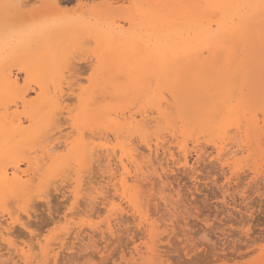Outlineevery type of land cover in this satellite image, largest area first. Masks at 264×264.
I'll return each instance as SVG.
<instances>
[{"label":"rangeland","instance_id":"374dc122","mask_svg":"<svg viewBox=\"0 0 264 264\" xmlns=\"http://www.w3.org/2000/svg\"><path fill=\"white\" fill-rule=\"evenodd\" d=\"M82 1H84L87 6H81V0H61V7L58 8L59 10H55L52 9V5L48 4H51L52 0H0V58L2 60H0V79L1 77L5 78L3 76L5 72L7 75L10 72L14 79L15 77L18 79L20 85L23 86L27 83H30V85L28 84L30 86L28 87L31 88L29 91V98L32 99L36 96L34 89H36L38 85L42 84V82H45L43 84L48 82L47 86H53V84L56 83L55 86L63 87L65 89L63 90L65 94L64 100L67 101H65V106H71L67 107V110L64 111L65 117H68L66 115L67 111L69 109H74V105H77L76 99L79 94L78 89L81 88V86H85L86 88L91 86L97 87L98 85H101L99 83L106 85L104 78L107 80L106 78L108 77L112 78V80L114 79L116 82L118 81V84L122 85V83H124L126 85H131L134 81L132 78L136 77V74L134 76H132V74L137 73L138 71L140 72V70L143 71V69H145L149 63V67H152L151 64L154 62L153 65L155 67L148 68L149 71L148 69H145L148 71V73L150 72V69L152 71L154 68H156V70L159 69L160 65L161 69H163V66L167 61L169 64L166 65H171L170 60L174 58H172V55H169V52L175 53V50L173 51L174 47H172V51L165 48L167 54H165L166 52H164L162 48L158 49L162 52L161 57L163 60L167 59V56H170L171 58L167 59V61H163L161 57L158 58L156 53H152V50H155V47L152 49L149 46H152V44L149 42H152L151 39L155 38L152 36H157V34L159 32L162 33L163 30L164 34H166V31L170 32V30L175 33V29L173 28L175 27L177 29L178 26H174L173 23H176L182 14L187 15V11H183V8H181V6H179V4L174 0H167L166 4L167 2L168 4L166 7H164L163 2H160L159 0ZM93 5H95V7H93ZM52 11L56 12L53 13ZM153 11L156 15L158 14L157 16H160V18H155L156 15L152 14ZM60 12H62V14ZM45 13L48 15L45 16ZM41 14L44 15L42 16ZM189 14L192 15L191 13ZM184 18L187 20V22L182 23V21L184 22L185 20L181 18L182 21H180V23L187 26L189 24L188 22H192L191 16ZM160 19L164 22H168L166 23L169 25L165 23L167 25H165V29L163 28L164 22L163 26H161V24L158 22ZM83 21L85 23H83ZM81 24L88 25V30L84 31V28H82L84 26ZM89 25L91 26L90 28ZM93 26L96 28L98 26L97 31L94 29L93 32ZM169 26L170 29L168 28V31L166 28ZM180 28L181 26L178 27L177 30H180ZM47 29H51V31L47 33ZM40 30L46 33V37L44 34H42L43 32L41 33ZM110 30L112 35L116 33L115 36L122 39V45L118 44V46L121 47H118L117 44L114 43V46L108 49L105 43H98L97 40L94 39L97 38L98 35L101 37L108 35V31ZM34 31H36V33ZM91 32H93V34H91ZM113 32L115 33L113 34ZM172 32H170V34H172ZM34 33H41L44 38L41 34L40 37L38 36V38ZM31 34L35 35H32L34 39L37 37L38 40L35 42L36 44L33 41V45L28 43V41L31 40ZM170 34H167V36L169 35L167 39L171 41L173 39L176 40V42L174 40L173 41L175 42V47H178L176 43L180 33H176L175 35L173 34L171 36ZM25 35L29 37V40H27L28 37ZM162 36L163 35L157 37ZM17 37H20V40L17 39L14 41V39ZM21 37L24 38L21 39ZM23 39L27 41H24ZM159 39L154 40L155 45L161 44ZM162 39H160V41ZM7 40L8 43L6 42ZM126 40L128 41L127 43H125ZM186 41L179 43V45L181 46L186 44ZM16 42L18 44L20 43V47L17 46L18 50H20L19 52L18 50L14 52L12 51L13 49L11 50L10 48L12 44V47H15V45H17ZM23 42L26 44V46L21 44ZM74 42L76 47L74 46ZM145 44L147 45L146 49L144 46ZM6 45L10 48L7 50L9 53H11L10 55L7 51L4 52V50L1 49V47H3V49L6 48ZM68 45L70 48H68ZM142 45L144 48L141 49L140 47H142ZM21 46L24 50L21 48ZM137 46L138 49L140 48V51L137 49ZM147 48L151 49L152 56H150V52L147 50ZM30 49L36 50H32V53ZM136 51H139L142 55H139L140 53H137ZM2 52L4 54L6 53V55H4ZM144 52L146 56L144 55ZM147 54H149V56H147ZM44 55L49 57L46 56V59ZM175 55H177V52ZM163 56H166V58ZM151 57L154 58L153 62H151L152 59H150L149 63H146ZM239 60H241L240 64L242 69H244L241 71L237 84L234 86V88L236 86L239 87L234 89H237V93H235L234 96L239 99L238 105L236 106L237 112L239 114L237 113L236 116L238 115L240 119L238 117L235 118H237V120L239 119L240 128H237L238 125L232 126L227 133V135H229H226L227 137H225L220 143V141L218 139L216 140L214 135L208 132L205 127H200V124H196L197 122H201L203 112L206 110L211 111L215 107L211 105L207 109L204 107L200 108L203 106L200 102L203 100V96L200 94L199 90L190 89L184 78H182L172 87L165 89L163 91L164 93L161 94L162 99L160 103L155 106L147 105L145 102L144 105L142 100V102L140 100H134L137 104H135L136 107L134 104L121 102L129 105V107H125L126 110H122L124 108L123 105V108L120 106V108H122L121 110H119L120 108L118 109L120 112H125L124 116L126 115L128 117L135 113L136 115L134 114L133 116L137 118V120L139 119V121H142L141 123L145 125V129H151L145 132L148 137L144 133L134 134L133 132L128 133L129 135L127 133H125V135H119V137L114 131V133L118 136L117 137L112 133L113 130L111 129H103L99 127L98 130L97 128H94L92 129L93 131L96 129L99 131V134H102L96 135L98 131L96 132L95 130L94 134H92L90 131L92 137L95 135V139L91 136H88L91 138L89 140L94 142L95 145L105 146L107 142V146L116 151L111 152L112 157L107 158V156H110V153H107L106 151L103 152L100 149L102 152V156L99 155V157L101 156L99 161L100 163L98 162V164L96 162L98 166L100 165V168L96 166L97 164H92L93 166H91L90 170L87 172L85 169L82 170L77 165V163L73 164L72 162L70 165H68L69 167L66 166L68 169L66 168L65 171L63 169V171L67 174L61 172L63 176L60 173L58 175L59 177L56 175L58 178L44 177V172L46 171L45 169L43 171L44 174L42 173V176L40 174L42 188L40 185V187H38L36 190V193L33 194V204L31 203L33 207L29 206L31 204H29L27 207L26 205L23 207V205L21 206L22 203L19 205V203L17 204L18 201H15V203L14 200H11V208L9 206L6 208V211L4 209H0V216L2 214L4 219H8V212H11L13 213L14 217L19 219L21 217V220L24 219L22 222H29L28 224L31 225L30 227L31 229L33 228L32 231H34L33 236H31L21 226H19V224H17V226L14 228L16 230L18 229L19 234L15 229L12 231L14 232V235H17L15 236L17 240L14 235L8 238L5 237L3 240L0 237V264H20L21 262V264H264V36L259 35L258 40L254 43V45L247 48L246 51L240 56ZM155 75L158 77L159 74L157 75L156 73ZM147 76L148 75H146V79L144 77L142 79L147 80V82L150 83L148 78L150 73L149 76ZM39 77H41V80ZM151 77L152 76H150V78ZM3 78L0 80V83L3 82ZM110 78H108V80ZM138 78L137 83L143 86L147 85L146 81H140ZM127 79L132 80L127 82ZM108 80L107 82H109ZM134 82L136 84V81ZM113 83L112 85L110 84L111 87L115 86V83ZM70 86L73 88V90H78L76 92L78 94H76L74 91L73 92L75 94H73L71 90H66V88H71ZM182 93H189L190 96L193 97V100L191 102L183 101L181 97ZM227 93H229V91ZM71 97L73 98L72 103ZM108 100L112 104L117 103V101L114 102L113 99ZM170 100H173V102ZM161 103H164L163 107H161ZM198 103L199 105H197ZM169 105H171V107H176H174V111H176L177 108L186 111L184 119H177L179 122H177L178 124H175V129L174 127L171 128L166 117L164 116V113L167 112L174 115L172 113L174 111L169 109ZM11 108L15 109L14 106H11ZM20 110L22 109L20 108ZM64 115L61 116L63 117V120ZM150 115L152 117H150ZM63 120L61 123L64 124ZM159 122L162 124L164 123L165 127H163L161 132H159L158 128H160V126L162 128V125H157ZM26 123L27 122H25V126L28 125V123ZM66 124L67 123L64 125L60 124L62 125V127L60 126L61 130L64 131L65 134L71 131L70 126H72L70 122H68L69 125ZM156 126L158 127L156 128ZM69 128L70 130L66 132V130ZM57 132L58 131L56 130L53 133L55 134ZM96 136H99V138ZM197 137H199V139H197ZM146 138H148V142L146 141ZM107 139L111 140L108 141ZM162 141L164 144H162ZM121 143H124L123 148L125 150L128 149L129 152H132V154H136H134L135 156L133 157L131 156V152H128L130 157H133L135 161L133 163V159L131 160L132 164L135 165L133 167L134 170H138L137 167H140L141 171L143 170L142 172L138 171L139 175L143 174L144 176L143 179L142 175L139 176V180H143L140 181V184L143 183L141 186L144 185L143 187H146L147 190L144 191L145 188L143 189V187H140L141 198L139 196L137 198V200L139 199L140 202L136 200H133V202L132 199L130 204L127 200H124L123 202V200L120 199L122 189L120 192H117V190L120 189V186L116 185L117 188L119 186L117 189L116 186H112L111 184L114 181L115 185L116 180H119V176L116 178V180H112V178L109 177V174L111 175L112 173H117L115 175H118V172L116 171L119 170L117 165L119 166L118 161L120 160L119 157L121 156ZM125 143H127V145ZM148 143L150 146H152V148H155L154 153L150 155L151 159L148 157L150 154V152L147 151V146L149 145ZM218 144L221 150L218 149L219 146H216ZM124 145H126V147H124ZM130 145L131 148H128ZM163 148H166V153L164 152ZM135 150L136 152H134ZM181 150H185V153L189 154L186 155V157L188 156V165L185 164L184 160L181 162V158L184 159L182 153L183 151L181 152ZM155 152H158V155H154ZM167 152L169 154H173V156H165L167 155ZM103 154H105L106 157ZM181 154L182 156H180ZM140 155L145 158H142ZM162 157H165L166 159L164 160ZM127 158H124L125 163L128 162L127 160L129 158ZM146 158L152 162L149 163L150 161L148 160V162ZM109 159H111V161ZM176 159H178V162ZM144 160H146L148 164L145 163ZM174 160L176 161L175 163ZM108 163L113 166L110 167L112 172H108L110 166ZM115 163H117V165ZM160 164H163V167L160 166ZM183 164L185 167H183ZM194 164L196 165L194 166ZM151 166L155 167L156 169L152 168ZM129 167L131 166L129 165ZM141 167H143V169ZM21 168L23 170L24 168L26 169V165H21ZM67 170L71 174L68 173ZM155 170H157V173ZM50 179H52L51 183L50 181H45ZM154 182H157L158 184ZM42 183H44V185ZM49 183L51 185L50 190ZM84 184L85 186L83 187ZM106 185L108 188H105ZM86 186H88V188ZM114 187L116 189H114ZM153 187H155L154 190ZM82 188L83 190H81ZM100 189L101 193H99ZM46 191H48V193ZM43 192H45V194H43ZM68 192H70L71 195ZM111 194L113 196H111ZM118 195L119 198L117 197ZM144 195H146V199ZM41 196L46 198L43 199ZM105 196H107L105 199L106 201H104ZM82 197H85L84 199L88 200L87 204V200L83 201L84 199H82ZM113 197L116 199L114 200ZM79 198L82 199H80L82 202L79 200ZM96 198L97 200H95ZM46 200L50 202L51 205L49 203L48 205ZM143 202L145 205H143ZM79 203L82 205V207ZM34 204L37 207H34ZM129 206L130 208H127ZM166 206L169 207L167 208ZM28 207L31 209L30 211L33 212H29ZM94 208L96 209L94 210ZM84 209H88V211ZM18 212L19 214L17 215ZM76 212H78V215ZM28 213H30L29 215L33 216L29 220L27 218ZM121 220L122 222H120ZM21 229H23V231ZM117 230L119 232H117ZM61 234L62 236H60ZM78 234H80V237ZM39 235H41V238ZM77 236L81 239L77 238ZM5 239H8L7 241L11 240L9 244L11 243L12 246L8 245ZM42 239L43 241H40ZM31 240L35 241L32 242ZM67 240H69V242ZM82 241L85 243H82ZM28 242V245L30 246L27 247ZM30 247H33V249H30ZM16 248L19 249V256L17 254L18 250ZM22 248H24L25 252L24 255H21L20 257V250ZM27 248L30 250L28 251ZM5 254H7V256ZM60 254L63 255L60 256ZM14 256L17 258L14 259ZM2 259L4 262L5 260L8 261L4 263Z\"/></svg>","mask_w":264,"mask_h":264},{"label":"bare ground","instance_id":"6f19581e","mask_svg":"<svg viewBox=\"0 0 264 264\" xmlns=\"http://www.w3.org/2000/svg\"><path fill=\"white\" fill-rule=\"evenodd\" d=\"M61 1V0H60ZM60 1H56V0H52V3H48L49 5H52L53 8L57 10L58 8H60ZM160 2H163L164 7H166V1L167 0H159ZM169 1V0H168ZM176 3L179 4V6H181V8H183V11H187V15L186 14H182L180 19H178V21L176 23H173L174 26H178L180 28V30L174 27L173 29H175V33H173L171 30L170 32H172V34H170V32H165L166 34H164V30L163 32H159L157 34V36H161L162 37H155L152 38L151 41L149 42L152 44L148 45L153 49V47H155V50H152V53H156L158 58L161 57L162 52L161 50L158 49H163L164 52H166L165 54H167V51H165L166 49H169L170 51H172V47L173 48V52H169V55H172V60H170V64L171 65H166L169 64L167 63V59L170 58V56H167V59L163 60L162 57L161 59L163 61H167L166 62V66L163 62L162 66L163 69H161V65L160 68L161 70L154 68L153 71L150 69V76H152L150 78L149 76V69L148 68H153L155 67L153 64V59L154 58H149L148 62L149 63L150 59H152L151 62H153L151 65L152 67H149L150 63L148 64V66H146L145 70L143 69V71L140 70V72L134 73L132 74V76H134L136 74L135 78H132L135 82L133 81V84H129L126 85L124 83L118 84V81H114V79L112 80V78H110L108 80V78H106L109 82H107V80L104 81L106 85H102L103 83H99L101 85L96 86H91V87H85V86H81V88H79V94L76 93L77 91L73 90V88H69L66 90H71L72 92L74 91L76 94H78L77 99H76V104L74 105V109H69L67 111V116L65 117L64 115V111L67 110V107H71L69 106H65L66 104V100H64V91L65 90L63 87L61 86H55V84L50 85L52 87H50L49 85L47 86L46 84H43L45 82H42V84L38 85L36 87V89H34L35 91V98H29L30 94L29 91L31 88H29L30 83H27L26 85H20V83L18 82V79H14V77H12V75L10 74V72L8 73V75L6 74V72L3 74V77H1V79L3 78V82L0 83V209L1 210H5L6 208H8L12 204L11 200L18 201L17 204L22 203L21 206L23 205V207H26L29 204H33V194L36 193V190L38 189V187H40L41 185V176L45 173L44 177H57L61 172L62 173H66L64 172L65 169L67 167H69L68 165H70L72 162L77 163V165L83 170L85 169L87 172L90 170L91 166H93L94 164H97L100 159H101V151L100 149L104 152L106 151L107 153H110V156H107V158L112 157V153L115 150L109 148L107 146V142L106 145H95L94 142H92L90 137H92V134H94V131L96 130H92L94 128H97L99 130L100 128H105V129H111L113 130V134H118L119 135H125V133H134V134H142L148 130L145 129V125H143V123H141L142 121L139 119L137 120V118H135L133 115L130 116H124L125 112L123 113L120 112L119 110H126L127 107H129L128 104H134L135 106V101L134 100H142L143 104L145 102V104L147 105H157L160 103L161 99H162V93H164L163 91L165 89H168L170 87H172L174 84H176L177 82H179L182 78L185 79V82H187L188 86L190 89H197L199 90L200 94L203 96V100L200 101L201 102V106L200 108H209L211 105H213L215 108L213 110H209V111H205L203 112V116H202V120L201 122H197L196 124H200V127L203 126L207 129L208 132H210L211 134L214 135L215 139L219 140L220 143L223 141V139L225 137H227V133L230 130V128L234 125H238L237 128H240V122H239V117L238 115L236 116L237 109L236 106L238 105V98H236V96H234L235 93H237V89L234 90L235 88H239V87H235L234 86L237 84V81L239 79V75L241 73V71H243L239 58L240 56L246 51L247 48L252 47L254 45V43L258 40V36L259 35H263L264 36V0H174ZM78 2V1H77ZM159 3V2H158ZM165 3V4H164ZM47 4V6H48ZM81 6H87L86 3H84V1L81 0L80 2ZM181 4V5H180ZM159 5V4H158ZM162 5V4H161ZM160 5V6H161ZM162 5V6H163ZM159 6V7H160ZM51 7V6H50ZM93 7H95V5H93ZM51 9V10H52ZM47 10V8H46ZM50 10V9H49ZM59 10V9H58ZM61 11V10H60ZM152 11V10H151ZM53 12V11H52ZM56 12V11H55ZM53 12V13H55ZM59 12V11H58ZM62 14V12H60ZM189 13H191L192 15H190ZM57 14V13H56ZM152 14H155V12L153 11ZM42 15V14H41ZM44 15V14H43ZM42 15V16H43ZM48 15L45 13V16ZM156 15V14H155ZM154 15V16H155ZM158 15V14H157ZM156 15L155 18H160V16L158 17ZM184 15V16H183ZM39 16V15H38ZM41 16V17H42ZM162 16V15H161ZM170 16V15H169ZM191 16L192 18V22H188L189 24L186 26L185 23L187 22V20L184 17H188ZM136 17V16H135ZM134 17V18H135ZM137 18V17H136ZM185 20L184 22L182 21V19ZM165 20V19H164ZM168 20V19H167ZM169 21V20H168ZM180 21H182V23H180ZM161 26H163V20L160 19V21H158ZM167 21L164 22V29H165V25L168 23H166ZM83 23H85L83 21ZM166 23V24H165ZM64 24V23H63ZM62 24V26H63ZM67 24V23H65ZM69 24V23H68ZM74 24V23H73ZM72 24V25H73ZM89 24V22H88ZM177 24V25H176ZM180 24V25H179ZM80 25V24H79ZM83 25V24H81ZM96 25V24H95ZM169 25V24H167ZM166 25V26H167ZM78 26V25H77ZM84 27V31L88 30V25H83ZM60 27V26H59ZM91 26L89 25V28ZM103 27V26H102ZM64 28V27H63ZM80 28V27H79ZM111 28V27H110ZM170 29V26L167 27L166 29ZM55 29V28H54ZM93 32L94 29H98L95 26H93ZM155 29V28H154ZM168 29V31H169ZM48 30V29H47ZM105 30V29H103ZM102 30V31H103ZM107 30V29H106ZM38 31V30H37ZM42 34H45L44 31L40 30ZM51 31V29H49L48 31H46L47 33ZM56 31V30H55ZM77 31V29H76ZM80 31V30H79ZM92 31V30H90ZM101 31V30H100ZM150 31V30H149ZM179 31V32H177ZM33 32V31H32ZM36 33V31H34ZM39 32V31H38ZM83 32V30H82ZM93 32H91V34H93ZM108 35L105 36H100L98 35L97 38H94L97 40L98 43H105V45L109 48H111L112 46H114V43L117 44H121L123 41L122 39L119 37L115 36V32H113L114 35H112L111 30L108 31ZM34 33V34H35ZM40 33V34H41ZM56 33V32H55ZM88 33V32H86ZM85 33V34H86ZM161 33V35H160ZM171 35H175L176 33H180L179 37H178V41L176 43V45L178 47H175V42L176 40H169L167 39V34ZM40 34H35L37 37H40ZM41 34V35H42ZM54 34V33H53ZM153 34V33H152ZM28 35V34H27ZM30 35V34H29ZM33 34H31L30 39L29 37L27 40L28 43L33 45V42L35 43L38 39L37 37L34 39V37H32ZM33 35V36H35ZM48 35V34H47ZM149 35V34H148ZM23 36V35H22ZM83 36V35H82ZM100 36V37H99ZM115 36V37H113ZM25 37V39H26ZM38 37V38H39ZM43 37V35H42ZM46 37V36H45ZM53 37V36H52ZM80 37V36H79ZM93 37V36H92ZM128 37V36H125ZM124 37V38H125ZM142 37V36H141ZM174 37V36H172ZM20 38V37H19ZM18 37L15 40H20ZM24 37H21V39ZM44 38V37H43ZM50 38V37H49ZM74 38V37H73ZM151 38V37H149ZM148 38V39H149ZM162 39L160 41V39ZM84 39V38H83ZM87 39V38H86ZM159 39V42H161L160 45H155L154 44V40ZM176 39V38H175ZM24 40V39H23ZM24 40V41H27ZM42 40V39H41ZM59 40V39H58ZM71 40V38H70ZM76 40V39H75ZM78 40V39H77ZM81 40V38H80ZM89 40V39H88ZM132 40V39H131ZM146 40V39H144ZM188 40V41H186ZM10 41V40H9ZM13 41V42H14ZM31 41V42H30ZM33 41V42H32ZM83 41V40H82ZM81 41V42H82ZM141 41V40H139ZM150 41V40H149ZM186 41V44L183 45H179V43ZM4 42V41H3ZM8 43V40L6 41ZM19 42V41H18ZM87 42V41H86ZM117 42V43H116ZM128 41L126 40L125 43H127ZM144 42V41H142ZM5 43V42H4ZM6 43V44H7ZM57 43V42H56ZM78 43V42H77ZM76 43V45H77ZM140 43V42H139ZM185 43V42H184ZM17 45H15V47H12L11 45V50L12 51H17L18 47H20V43L18 44L16 42ZM22 45L24 44L21 43ZM29 44V45H30ZM36 44V43H35ZM61 44V43H60ZM124 44V43H123ZM9 45V44H7ZM7 45L5 46L6 48L3 49V47H1L2 50L7 51L8 49H10L9 47H7ZM28 45V47H29ZM73 45V44H72ZM85 45V44H84ZM122 45V44H121ZM134 45V44H133ZM141 45V44H140ZM139 45V46H140ZM155 45V46H154ZM10 46V45H9ZM18 46V47H17ZM24 46H26V44H24ZM31 46V45H30ZM74 46H75V42H74ZM116 46V45H115ZM145 49L147 47V45L145 44ZM148 46V47H149ZM27 47V48H28ZM34 47V46H33ZM37 47V46H36ZM62 47V46H61ZM76 47V46H75ZM121 47V46H118ZM21 48L23 49V47L21 46ZM20 48V49H21ZM32 48V47H31ZM50 48V47H49ZM55 48V47H54ZM68 48L69 45H68ZM114 48V47H113ZM141 49L144 48L143 45L142 47H140ZM140 48L137 49L140 51ZM157 48V49H156ZM166 48V49H165ZM21 49V50H22ZM1 50V51H2ZM24 50V49H23ZM31 52L32 50H36V49H30ZM29 50V51H30ZM55 50V49H54ZM63 50V49H62ZM68 50V49H67ZM114 50V49H113ZM147 50L150 52V56H152L151 53V49L147 48ZM160 52H158V51ZM20 50H18L19 52ZM65 51V50H64ZM71 51V50H69ZM138 51V52H139ZM155 51V52H153ZM8 52V51H7ZM35 52V51H34ZM135 52V50H134ZM137 52V51H136ZM137 52V53H138ZM148 52V53H149ZM177 52V55H175ZM1 53V52H0ZM3 53V52H2ZM33 53V52H32ZM59 53V52H58ZM66 53V52H64ZM71 53V52H70ZM140 53V52H139ZM172 53V54H171ZM4 54V53H3ZM8 54L10 55L11 53L8 52ZM13 54V53H12ZM15 54V53H14ZM60 54V53H59ZM136 54V53H135ZM155 54V55H156ZM160 54V55H158ZM6 55V53L4 54ZM38 55V54H37ZM57 55V54H56ZM139 55H142L141 53ZM145 55V52H144ZM143 55V56H144ZM32 56V55H31ZM47 56V55H46ZM44 55V57H46ZM67 56V55H66ZM69 56V55H68ZM138 56V55H137ZM146 56V55H145ZM147 56H149V54H147ZM175 56V57H174ZM245 56V55H244ZM1 57V54H0ZM49 57V56H47ZM46 57V59H47ZM60 57V56H59ZM164 58H166V56H163ZM139 58V56H138ZM171 59V58H170ZM1 60V58H0ZM160 60V59H159ZM2 61V60H1ZM173 61V63H172ZM159 63V62H158ZM3 64V63H2ZM3 66V65H2ZM193 67V68H191ZM191 68V69H190ZM58 69V68H57ZM145 70V71H144ZM158 75V77L155 75L156 73ZM3 72H4V68H3ZM51 72V71H50ZM136 72V71H135ZM147 72V73H145ZM160 72V73H159ZM142 73V74H141ZM152 73V75H151ZM130 74V75H131ZM40 75V74H39ZM38 75V76H39ZM146 75H148L147 77L149 78L150 83L147 82V80L142 79L143 77L146 79ZM50 77V76H49ZM57 77V76H56ZM140 77V78H138ZM58 78V77H57ZM137 78L140 81H146L147 85L143 86L140 85L139 83H137ZM147 78V79H148ZM0 79V80H1ZM39 79L41 80V77H39ZM55 79V78H54ZM99 79V78H98ZM121 79V78H120ZM123 79V78H122ZM129 79V77H128ZM127 79V82H130V80ZM151 79V80H150ZM103 80V79H102ZM60 81V80H59ZM111 81V82H110ZM121 81V80H120ZM1 82V81H0ZM58 82V80H57ZM101 82V81H99ZM122 82V81H121ZM41 83V82H40ZM59 83V82H58ZM112 83L115 86H112ZM126 83V82H125ZM145 83V82H144ZM143 83V84H144ZM29 84V85H28ZM32 84V83H31ZM108 84V85H107ZM111 84V85H110ZM135 84V85H134ZM46 85V86H45ZM62 85V84H61ZM66 85V84H64ZM74 85V84H73ZM72 85V86H73ZM95 85V84H94ZM26 86V87H25ZM29 86V87H28ZM36 86V85H35ZM55 86V87H54ZM75 86V85H74ZM77 86V85H76ZM85 87V88H82ZM75 88V87H74ZM229 91V93H227ZM233 91V92H232ZM236 91V92H234ZM67 92V91H66ZM71 92V93H72ZM73 92V94H75ZM231 92V93H230ZM67 95V94H66ZM72 95V94H71ZM112 95V96H111ZM167 95V94H166ZM237 95V94H236ZM70 96V95H69ZM168 96V95H167ZM166 96V98H167ZM234 96V98H233ZM111 97V98H109ZM181 97L183 99V101H187V102H191L193 100V97L190 96L189 93H182ZM75 98V97H74ZM195 98V97H194ZM236 98V99H235ZM67 99V97H66ZM72 97H71V103H72ZM108 99H113L114 102L117 101V103H110ZM171 99V98H170ZM68 100V99H67ZM235 100V101H233ZM66 101V102H65ZM70 101V99H69ZM134 101V103H133ZM141 101V102H142ZM169 101V100H168ZM173 102V100H170ZM182 101V100H181ZM182 101V102H183ZM121 102H125L128 103L127 105L125 103H121ZM138 102V101H137ZM236 102V103H235ZM121 103V104H120ZM144 104V105H145ZM163 107L164 103H161ZM72 105V108H73ZM123 105V107H122ZM137 105V104H136ZM167 105V104H166ZM165 105V107H166ZM199 105V103L197 104ZM11 106H14L15 109H12ZM120 106L122 108H120ZM133 106V107H134ZM177 106V105H176ZM126 107V108H125ZM136 107V106H135ZM164 107V108H165ZM169 109H171L172 111L175 110V106L171 107V105L168 106ZM175 107V108H174ZM20 108L22 110H20ZM120 108V109H119ZM132 108V107H131ZM12 109V110H11ZM116 109V110H114ZM119 109V110H118ZM131 110V109H130ZM129 110V111H130ZM133 110V109H132ZM168 110V109H167ZM142 111V110H140ZM139 111V112H140ZM148 111V110H147ZM127 112V111H126ZM131 112V111H130ZM133 112V111H132ZM155 112V111H154ZM123 115H122V114ZM147 113V112H146ZM174 115H172L171 113L167 112L164 113V116L166 117L168 123L170 124L171 128L174 127L175 129V124H178L177 119H184L185 118V114L186 111L185 110H181L179 108L176 109V111L172 112ZM130 114V113H129ZM132 114V113H131ZM138 114V113H137ZM151 114V113H150ZM239 114V113H238ZM64 115V120L62 119ZM136 115V114H135ZM141 115V114H140ZM143 116V115H142ZM148 116V115H147ZM240 116V115H239ZM146 117V116H145ZM150 117H152L150 115ZM149 117V118H150ZM238 117L239 119L237 120ZM63 120L64 124L68 122L71 123L72 126L71 127V131L70 128L66 130L69 131L66 134L64 133V131L61 130L62 125H64L63 123H61ZM149 120V119H148ZM176 120V121H175ZM237 121V124H236ZM25 122L28 123L27 126H25ZM148 122V121H147ZM175 122V123H174ZM260 122V121H259ZM26 123V124H27ZM62 124V125H60ZM66 124V125H67ZM151 124V123H149ZM162 125V128L160 126L159 132H161V130L164 127V123L162 124L161 122L157 123V125ZM187 124V123H186ZM69 125V124H68ZM148 125V124H147ZM146 125V126H147ZM61 126V127H60ZM182 126V125H181ZM64 127V126H63ZM158 126H156L157 128ZM165 128V127H164ZM170 128V127H169ZM177 128V126H176ZM234 128V127H233ZM232 128V129H233ZM89 129V131H88ZM235 129V128H234ZM58 131L57 133H53L55 131ZM96 130V132L98 131ZM101 130V129H100ZM264 130V129H263ZM88 131V132H87ZM92 134H91V132ZM107 131V130H105ZM115 131V133H114ZM171 131V130H170ZM178 131V130H177ZM234 131V130H233ZM237 131V130H236ZM150 132V131H149ZM148 132V134H149ZM158 132V133H159ZM175 132V131H174ZM89 135H88V134ZM101 133V132H100ZM108 133V132H107ZM110 133V132H109ZM157 133V134H158ZM238 133V132H237ZM99 134L96 133V135ZM102 134V133H101ZM99 134V135H101ZM111 134V133H110ZM115 134V135H116ZM239 134V133H238ZM108 135V134H107ZM129 135V134H128ZM147 135V134H145ZM167 135V134H166ZM182 135V134H181ZM192 135V134H191ZM195 135V134H194ZM193 135V137H194ZM227 135V136H226ZM103 136V135H102ZM101 136V138H102ZM112 136V135H111ZM117 136V135H116ZM117 136V137H118ZM139 136V135H138ZM137 136V137H138ZM151 136V135H150ZM159 136V135H158ZM162 136V135H161ZM164 136V135H163ZM95 135H93L92 138H94ZM97 138H99V136H96ZM105 137V136H103ZM113 137V136H112ZM120 137V136H119ZM146 137V136H145ZM148 137V135H147ZM160 137V136H159ZM169 137V136H168ZM200 137V136H199ZM199 137H197V139H199ZM230 137V136H229ZM100 138V140H101ZM106 138V137H105ZM104 138V139H105ZM123 138V137H122ZM126 138V137H125ZM151 138V137H150ZM166 138V137H165ZM174 138V137H173ZM203 138V137H202ZM95 139V138H94ZM113 139V138H112ZM164 139V138H163ZM162 139V140H163ZM229 139V138H228ZM108 140V139H107ZM111 140V139H110ZM108 140V141H110ZM122 140V139H121ZM125 140V139H124ZM128 140V139H127ZM148 140V138H146V141ZM166 140V139H165ZM174 140V139H173ZM95 141V140H93ZM103 141V139H102ZM106 141V140H105ZM128 142V141H127ZM148 142V141H147ZM152 142V141H151ZM163 142V141H162ZM173 142V141H172ZM120 143V141H119ZM234 143V142H233ZM105 144V143H104ZM110 144V143H109ZM124 144V143H123ZM123 144L121 143L122 149L121 151V156L119 157L120 160L118 161L119 166L117 165V163H115L117 165V167H119L118 171V175L116 176L115 174L117 173H112L111 175L109 174V177L112 178V180H116V178L119 176V180L117 182L116 180V184L114 185V181L112 184V186H116L119 185L120 189L117 190V192H121V197L120 199L123 200H127L129 202V204L131 203V199L139 201V199L137 200L138 196L141 198V188L143 187L141 186L142 184H140V181L144 178L143 174H141L143 177L141 180H139V172H142L140 167H137L138 170H134V166L131 162V160L133 159V157L136 155L135 153L132 154L131 152V156L128 154L129 150L128 149H124L123 148ZM127 145V143H125ZM134 144V143H133ZM149 144V143H148ZM164 144V142L162 143ZM167 144V143H166ZM126 145H124V147H126ZM161 145V144H160ZM239 145V144H238ZM110 146V145H109ZM115 146V145H114ZM117 146V145H116ZM133 146V145H132ZM146 146V145H145ZM155 146V145H154ZM168 146V145H167ZM217 147L219 146L216 145ZM228 146V145H227ZM230 146V145H229ZM131 148V145L128 146V148ZM157 147V146H156ZM170 147V146H169ZM199 147V146H197ZM223 147V146H222ZM63 148V149H62ZM116 148V147H115ZM148 150L150 152L149 154V158L151 159L150 155H152L155 151V148L153 149L152 146H150V144L147 146ZM133 149V148H132ZM136 149V148H135ZM164 149V148H163ZM220 149V146L218 148ZM240 149V148H239ZM118 150V151H119ZM134 150V149H133ZM132 150V151H133ZM158 150V149H156ZM166 148L164 149V152L166 153ZM169 150V148H168ZM176 151V150H175ZM183 151V152H182ZM188 151V150H187ZM236 151V150H235ZM241 151V150H240ZM116 152V151H115ZM129 152V153H130ZM136 152V150L134 151ZM163 152V153H164ZM181 152L183 153V158L181 157V162L182 160L185 161V164L188 165L189 162H187V157L185 153V150H181ZM189 152V151H188ZM197 152V151H195ZM202 152V151H200ZM220 152V151H219ZM238 152V151H237ZM119 153V152H118ZM158 153V152H157ZM155 152L154 155L157 154ZM221 153V152H220ZM235 153V152H234ZM128 154V155H127ZM135 154V155H134ZM141 154V153H140ZM145 154V153H144ZM200 154V153H199ZM99 155H101L99 157ZM105 155V154H103ZM114 155V154H113ZM143 155V154H142ZM146 155V154H145ZM144 155V156H145ZM148 155V154H147ZM158 155V154H157ZM171 157L173 156V154H169L167 152V155ZM171 155V156H170ZM176 155V154H175ZM174 155V156H175ZM224 155V154H223ZM129 156V157H128ZM138 156V155H137ZM141 156V155H140ZM182 156V154L180 155ZM204 156V155H203ZM222 156V155H221ZM220 156V157H221ZM234 156V155H233ZM236 156V155H235ZM106 157V155H105ZM128 157L127 163L124 162V158ZM142 157V156H141ZM155 157V156H154ZM117 158V157H116ZM115 158V159H116ZM131 158V159H130ZM145 158V157H142ZM164 160L166 159L165 157ZM161 158V159H162ZM168 158V157H167ZM198 158V157H196ZM202 158V157H201ZM200 158V159H201ZM113 159V158H112ZM140 159V158H139ZM147 159V158H146ZM154 159V158H153ZM159 159V158H158ZM95 160V162H94ZM107 160V159H106ZM111 161V159H109ZM108 160V161H109ZM138 160V159H136ZM143 160V159H142ZM149 159H147L148 161ZM169 160V159H168ZM178 162V159H176ZM126 161V160H125ZM133 163L135 162L134 159L132 160ZM139 161V160H138ZM136 161V162H138ZM145 163L146 160H144ZM150 161V162H149ZM148 162L151 163L152 161L149 160ZM199 161V160H198ZM94 162V163H93ZM97 162V163H96ZM107 162V161H106ZM115 162V161H114ZM169 162V161H167ZM176 161L174 160V163ZM180 162V161H179ZM100 163V162H99ZM98 163V164H99ZM111 163V162H110ZM108 163V164H110ZM113 163V161H112ZM144 163V162H143ZM154 163V162H153ZM152 163V164H153ZM164 163V162H163ZM166 163V162H165ZM171 163V162H170ZM72 164V165H73ZM93 164V165H92ZM98 164L96 166H98ZM140 164V163H139ZM148 164V163H147ZM158 164V163H157ZM168 164V163H167ZM166 164V165H167ZM177 164V163H176ZM181 164V163H180ZM21 165H26V169L24 168V170L21 168ZM107 165V164H106ZM114 165V164H112ZM129 165L131 167H129ZM137 165V164H136ZM142 165V164H141ZM150 165V164H149ZM163 164H160V166H162ZM170 165V164H169ZM196 164H194L195 166ZM67 166V167H66ZM100 166V165H99ZM98 166V167H99ZM158 166V165H157ZM175 166V165H173ZM182 166V165H181ZM180 166V167H181ZM103 167V166H102ZM108 167V166H107ZM109 166V171L108 172H112ZM147 167V166H146ZM152 167V166H151ZM163 167V166H162ZM166 167V166H165ZM183 167H185V165L183 164ZM193 167V166H191ZM72 168V167H71ZM100 168V167H99ZM135 168V169H137ZM143 169V167H141ZM149 168V167H148ZM147 168V170H148ZM155 168V167H152ZM151 168V169H152ZM170 168V167H169ZM177 168V167H176ZM46 169V171L43 173V171ZM64 169V171H63ZM68 169V168H67ZM156 169V168H155ZM167 169V168H166ZM181 169V168H180ZM192 169V168H191ZM229 169V168H228ZM92 170V169H91ZM108 170V169H107ZM116 170V168H115ZM146 170V169H145ZM146 170V171H147ZM153 170V169H152ZM159 170V169H158ZM163 170V169H162ZM165 170V168H164ZM163 170V171H164ZM172 170V169H170ZM174 170V169H173ZM183 170V169H182ZM68 171V170H67ZM85 171V172H86ZM95 171V170H94ZM103 171V169H102ZM101 171V172H102ZM114 171V170H113ZM135 171V172H134ZM166 171V170H165ZM191 171V170H190ZM194 171V170H193ZM192 171V172H193ZM96 172V171H95ZM94 172V173H95ZM155 172L157 173V170H155ZM188 172V171H187ZM43 173V174H42ZM61 173V175H62ZM68 173H70L68 171ZM99 173V172H98ZM106 174H108L107 172H105ZM120 173V174H119ZM144 173V172H143ZM150 173V172H149ZM154 173V172H153ZM160 173V172H159ZM168 173V172H166ZM227 173V172H226ZM41 174V176H40ZM67 174V173H66ZM71 174V173H70ZM105 174V175H106ZM162 174V173H161ZM172 174V173H171ZM234 174V173H233ZM57 175V176H56ZM101 175V173H100ZM104 175V174H103ZM149 175V174H147ZM152 175V173H151ZM155 175V174H154ZM165 175V174H163ZM63 176V175H62ZM95 176V175H94ZM102 176V175H101ZM150 176V175H149ZM148 176V177H149ZM226 176V175H225ZM59 177V176H58ZM57 177V178H58ZM85 177V176H84ZM152 178V177H151ZM150 178V179H151ZM67 179V178H66ZM82 179V178H81ZM105 179V178H104ZM164 179V178H163ZM51 180H45V181H50ZM54 180V179H53ZM58 180V179H57ZM107 180V179H106ZM109 180V179H108ZM147 180V179H146ZM59 181V180H58ZM70 181V180H69ZM87 181V180H86ZM99 181V180H97ZM111 181V180H110ZM109 181V182H110ZM143 181V180H142ZM156 181V180H155ZM164 181V180H163ZM162 181V182H163ZM105 182V180H104ZM103 182V183H104ZM50 183H49V190H50ZM53 183V182H52ZM99 183V182H97ZM107 183V182H106ZM145 183V182H144ZM157 183V182H154ZM44 185V183H42ZM56 184V183H55ZM71 184V183H70ZM87 184V183H86ZM89 184V182H88ZM140 184V186H139ZM158 184V183H157ZM164 184V183H163ZM166 184V183H165ZM47 185V183H46ZM85 186V184L83 185V187ZM118 186V188H119ZM146 186V185H145ZM150 186V184H149ZM160 186V185H159ZM69 187V186H68ZM88 188V186H86ZM107 187V185L105 186V188ZM148 187V186H147ZM156 187V185H155ZM153 187V190L154 188ZM42 188V185H41ZM66 188V187H65ZM64 188V189H65ZM86 188V189H87ZM103 188V187H102ZM108 188V187H107ZM117 188V186H116ZM114 187V189H116ZM117 188V189H118ZM145 188L144 191H146V187H143V189ZM97 189V188H95ZM111 189V188H110ZM83 190V188L81 189ZM99 190V187H98ZM85 191V190H84ZM109 191V190H108ZM111 191V190H110ZM116 191V190H115ZM140 191V192H139ZM48 193V191H46ZM52 192V191H51ZM50 192V194H51ZM60 192V191H59ZM95 192V191H94ZM70 193V192H68ZM96 193V192H95ZM98 193V191H97ZM101 193V189L100 192ZM104 193V192H103ZM146 193V192H144ZM142 193V194H144ZM153 193V192H152ZM43 194H45V192H43ZM67 194V192H66ZM105 194V193H104ZM113 194V192H112ZM111 194V196H113ZM71 195V193H70ZM82 195V194H81ZM85 195V193H84ZM109 195V194H108ZM115 195V194H114ZM117 195V194H116ZM157 195V194H155ZM12 196V197H10ZM46 196V195H45ZM50 196V195H49ZM154 196V195H153ZM152 196V197H153ZM42 197V196H41ZM41 197H37V198H41ZM66 197V196H65ZM95 197V196H94ZM97 197V196H96ZM101 197V196H100ZM107 196H105L104 201H106ZM119 198V195L117 196ZM145 199H146V195H144ZM151 197V198H152ZM43 199H45L46 197H42ZM57 199H59L58 197H56ZM85 198V197H84ZM82 197V199H84ZM114 198V197H113ZM112 198V199H113ZM156 198V197H155ZM77 199V198H76ZM81 198H79L80 200ZM81 199V200H82ZM116 198H114L115 200ZM171 199V198H170ZM10 200V201H9ZM80 200V201H81ZM87 200V199H86ZM85 199L83 201H86ZM97 200V198L95 199ZM100 200V199H99ZM111 200V199H110ZM152 200V199H151ZM9 201V202H8ZM47 201V200H46ZM51 201V200H49ZM63 201V200H62ZM146 201V200H145ZM153 201V200H152ZM34 202L36 203V201L34 200ZM79 202V201H78ZM77 202V203H78ZM82 202V201H81ZM80 202V203H81ZM88 200L86 201L87 204ZM102 202V201H101ZM114 202V201H113ZM116 202V201H115ZM134 202V201H133ZM140 202V201H139ZM16 203V202H15ZM40 203V202H39ZM46 203V202H45ZM50 204V202L47 201V204ZM52 203V202H51ZM79 203V204H80ZM106 203V202H105ZM104 203V204H105ZM8 204V205H7ZM29 205L31 207H33V205ZM38 204V203H37ZM48 204V205H49ZM119 204V202H118ZM172 204V203H171ZM7 205V206H6ZM51 205V204H50ZM81 205V204H80ZM93 205V204H90ZM95 205V204H94ZM121 205V204H120ZM133 205V203H132ZM143 205H145V203L143 202ZM166 205V204H165ZM169 205V204H168ZM89 206V205H88ZM87 206V207H88ZM114 206V205H112ZM116 206V205H115ZM150 206V205H149ZM34 207L35 206L34 204ZM39 207V206H38ZM82 207V205H81ZM86 207V205H85ZM95 207V206H93ZM167 207V206H166ZM169 207V206H168ZM167 207V208H168ZM48 208V207H47ZM75 208V207H74ZM73 208V209H74ZM100 208V207H99ZM98 208V209H99ZM119 208V207H118ZM127 208H130L127 207ZM135 208V207H134ZM29 212H33L30 211L31 209L28 207ZM27 209V210H28ZM34 209V208H33ZM96 208H94L95 210ZM103 209V208H102ZM101 209V210H102ZM124 209V208H123ZM49 210V209H48ZM79 210V209H78ZM77 210V211H78ZM87 210L88 209H84ZM90 210V209H89ZM93 210V211H94ZM118 210V209H116ZM135 210V209H134ZM8 211V210H7ZM20 211V210H18ZM97 211V210H96ZM124 211V210H122ZM129 211V210H128ZM145 211V210H144ZM46 212V211H45ZM75 212V211H74ZM81 212V211H80ZM95 212V211H94ZM99 212V211H98ZM117 212V211H116ZM1 213V212H0ZM36 213V212H35ZM78 215V212H76ZM87 213V212H86ZM90 213V212H89ZM93 213V212H92ZM102 213V212H101ZM19 214V212L17 213V215ZM30 213L27 214V218L28 220L31 219V217H33L32 215H29ZM33 214V213H32ZM72 214V213H71ZM83 214V213H82ZM122 214V213H121ZM142 214V213H141ZM8 219H4V216H2L1 214V218H0V237L3 240L5 237H12V235H14L13 229H15L14 227L17 226V224H19V226H21L29 235L33 236V228L31 229V225H29L28 223L22 222L24 219L21 220L19 218H16L13 216V213L8 212ZM84 215V214H83ZM88 215V214H87ZM86 215V216H87ZM90 215V214H89ZM95 215V213H94ZM102 215V214H101ZM123 215V214H122ZM128 215V214H127ZM38 216V215H37ZM68 216V215H67ZM73 216V215H72ZM118 216V214H117ZM120 216V215H119ZM126 216V214H125ZM138 216V215H137ZM23 217V215H22ZM36 217V216H35ZM69 217V216H68ZM90 217V216H89ZM122 217V216H121ZM26 218V217H25ZM99 218V217H98ZM4 219V220H2ZM33 219V218H32ZM77 219V218H76ZM56 220V219H53ZM52 220V221H53ZM60 220V219H59ZM63 220V219H62ZM61 220V222H62ZM67 220V219H65ZM78 220V219H77ZM114 220V219H113ZM149 220V219H148ZM68 221V220H67ZM70 221V220H69ZM92 221V220H91ZM125 221V220H124ZM122 222V220L120 221ZM137 222V221H136ZM160 222V221H159ZM119 223V222H118ZM116 225V224H115ZM34 226V225H33ZM117 226V225H116ZM140 227V226H139ZM119 228V227H117ZM23 229H21L23 231ZM143 229V228H141ZM16 230V229H15ZM18 233V229L16 230ZM68 231V230H67ZM73 231V230H72ZM20 232V231H19ZM75 232V231H73ZM82 232V231H81ZM117 232H119L117 230ZM16 233V232H15ZM16 233V234H17ZM19 234V233H18ZM21 234V233H20ZM27 234V235H28ZM84 234V233H82ZM87 234V233H86ZM66 235V234H65ZM70 235V234H69ZM106 235V234H105ZM17 235H14V237ZM36 236V234H35ZM62 236V234L60 235ZM78 236L80 237V234H78ZM77 236V238H79ZM95 236V235H94ZM13 237V238H14ZM24 237V236H23ZM28 237V236H27ZM38 237V236H37ZM39 237L41 238V235H39ZM65 237V236H64ZM108 237V236H107ZM106 237V238H107ZM117 237V236H116ZM16 238V237H15ZM21 238V237H20ZM29 238V237H28ZM32 238V237H31ZM76 238V239H77ZM91 238V237H90ZM145 238V237H144ZM19 239V238H18ZM75 239V238H73ZM81 239V238H79ZM87 239V237H86ZM100 239V238H99ZM105 239V238H104ZM108 239V238H107ZM106 239V240H107ZM113 239V238H112ZM117 239V238H116ZM8 240V239H7ZM5 239V241H7ZM15 240V239H14ZM17 240V238H16ZM15 240V242H16ZM20 240V239H19ZM18 240V241H19ZM84 240V239H83ZM11 241V240H10ZM10 241H7L8 245L12 246L11 243L9 244ZM28 241V240H25ZM32 241V240H31ZM35 241V240H33ZM32 241V242H33ZM40 241H43L40 240ZM69 242V240H67ZM71 241V240H70ZM81 241V240H80ZM93 241V240H92ZM14 242V243H15ZM22 242V241H21ZM95 242V241H94ZM13 243V242H12ZM20 243V241H19ZM67 243V242H66ZM79 243V242H78ZM81 243V242H80ZM82 243H85L82 241ZM18 244V243H17ZM16 244V246H17ZM26 244V243H25ZM29 242L27 243V247L30 246L28 245ZM36 244V243H35ZM7 245V244H6ZM32 245V244H31ZM56 245V244H55ZM80 245V244H79ZM19 246V245H18ZM33 246V245H32ZM73 246V245H71ZM81 246V245H80ZM79 246V247H80ZM22 247V246H21ZM78 247V246H77ZM84 247V246H83ZM88 247V246H87ZM8 248V247H7ZM10 248V247H9ZM38 248V247H37ZM65 248V247H64ZM71 248V247H70ZM74 248V247H73ZM2 249V248H1ZM17 249V248H16ZM15 249V250H16ZM28 249V248H27ZM30 249H33V247ZM28 249V251L30 250ZM82 249V248H81ZM4 250V249H3ZM18 250V256H19V249ZM64 250V249H63ZM55 251V248H54ZM9 252V251H8ZM24 248H22L20 250V257L21 255H24ZM35 253V251H34ZM65 253V252H63ZM72 253V252H71ZM16 254V255H17ZM31 254V253H30ZM4 255V254H2ZM7 256V254H5ZM63 254H60V256ZM11 256V255H10ZM9 256V257H10ZM34 256V255H33ZM59 256V257H60ZM71 256V254H70ZM1 257V256H0ZM3 257V256H2ZM12 257V256H11ZM32 257V256H30ZM58 257V258H59ZM17 258V257H16ZM14 256V259H16ZM37 258V257H36ZM62 258V257H60ZM10 259V258H8ZM24 259V258H23ZM35 259V258H34ZM38 259V258H37ZM19 260V259H18ZM3 261V259H2ZM5 260L4 263H6ZM10 261V260H9ZM12 261V260H11ZM34 261V260H33ZM37 261V260H36ZM39 261V260H38ZM2 262V263H3ZM21 262V261H18ZM17 262V263H18ZM22 263V262H21ZM20 263V264H21ZM12 264V263H11ZM24 264V263H23ZM31 264V263H30Z\"/></svg>","mask_w":264,"mask_h":264}]
</instances>
